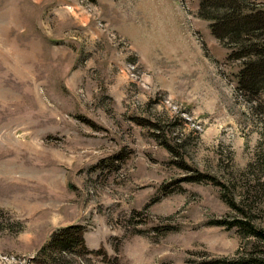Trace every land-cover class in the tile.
Listing matches in <instances>:
<instances>
[{"label": "rangeland", "instance_id": "rangeland-1", "mask_svg": "<svg viewBox=\"0 0 264 264\" xmlns=\"http://www.w3.org/2000/svg\"><path fill=\"white\" fill-rule=\"evenodd\" d=\"M197 9L0 0V264H34L70 225L86 248L67 264L264 257L217 224L264 228V91L236 88Z\"/></svg>", "mask_w": 264, "mask_h": 264}, {"label": "trees", "instance_id": "trees-1", "mask_svg": "<svg viewBox=\"0 0 264 264\" xmlns=\"http://www.w3.org/2000/svg\"><path fill=\"white\" fill-rule=\"evenodd\" d=\"M197 16L209 21L212 36L229 48L227 59L241 61L235 74L236 88L247 101H255L264 91V0H198ZM217 224H238L245 234L264 240V228L255 227L246 219L217 221ZM84 248L83 227L70 225L53 233L33 262L67 264L64 254L81 256ZM207 264H264V257L213 259Z\"/></svg>", "mask_w": 264, "mask_h": 264}]
</instances>
